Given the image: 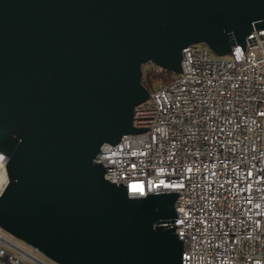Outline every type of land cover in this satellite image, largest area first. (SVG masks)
Here are the masks:
<instances>
[{
	"label": "water",
	"instance_id": "95a60500",
	"mask_svg": "<svg viewBox=\"0 0 264 264\" xmlns=\"http://www.w3.org/2000/svg\"><path fill=\"white\" fill-rule=\"evenodd\" d=\"M261 28L264 0H0V227L58 264H181L179 194L129 197L95 157L148 129L142 65Z\"/></svg>",
	"mask_w": 264,
	"mask_h": 264
},
{
	"label": "built area",
	"instance_id": "2783aa9c",
	"mask_svg": "<svg viewBox=\"0 0 264 264\" xmlns=\"http://www.w3.org/2000/svg\"><path fill=\"white\" fill-rule=\"evenodd\" d=\"M244 42L221 56L182 48L181 71L134 107L132 125L148 129L95 157L129 197L179 194L181 264H264V29ZM0 264L58 263L0 227Z\"/></svg>",
	"mask_w": 264,
	"mask_h": 264
},
{
	"label": "trees",
	"instance_id": "16d2710c",
	"mask_svg": "<svg viewBox=\"0 0 264 264\" xmlns=\"http://www.w3.org/2000/svg\"><path fill=\"white\" fill-rule=\"evenodd\" d=\"M149 64H152V63H146L142 65V77H141L142 84L149 91L154 88L153 83L155 81H159L160 84L166 83L170 81L176 75L175 73L169 70H166V69H162L160 72H155V69L146 68V66Z\"/></svg>",
	"mask_w": 264,
	"mask_h": 264
},
{
	"label": "bare ground",
	"instance_id": "6f19581e",
	"mask_svg": "<svg viewBox=\"0 0 264 264\" xmlns=\"http://www.w3.org/2000/svg\"><path fill=\"white\" fill-rule=\"evenodd\" d=\"M6 183H7V177L5 173V168H1L0 169V192L2 191Z\"/></svg>",
	"mask_w": 264,
	"mask_h": 264
},
{
	"label": "rangeland",
	"instance_id": "374dc122",
	"mask_svg": "<svg viewBox=\"0 0 264 264\" xmlns=\"http://www.w3.org/2000/svg\"><path fill=\"white\" fill-rule=\"evenodd\" d=\"M210 53H211V55H213V56L216 55V54L213 53L211 50H210ZM154 67H155V65H152V64H149V65L146 66V68H151V69H154ZM155 72H156V71H155ZM159 84H160L159 81H155V82L153 83V87H154V88H157V87L159 86Z\"/></svg>",
	"mask_w": 264,
	"mask_h": 264
}]
</instances>
